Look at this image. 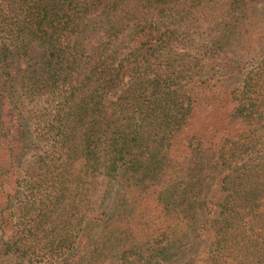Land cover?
<instances>
[{"label": "trees", "instance_id": "trees-1", "mask_svg": "<svg viewBox=\"0 0 264 264\" xmlns=\"http://www.w3.org/2000/svg\"><path fill=\"white\" fill-rule=\"evenodd\" d=\"M0 264H264V0H0Z\"/></svg>", "mask_w": 264, "mask_h": 264}]
</instances>
